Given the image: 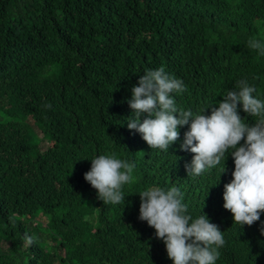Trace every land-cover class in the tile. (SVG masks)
Instances as JSON below:
<instances>
[{
	"label": "trees",
	"instance_id": "16d2710c",
	"mask_svg": "<svg viewBox=\"0 0 264 264\" xmlns=\"http://www.w3.org/2000/svg\"><path fill=\"white\" fill-rule=\"evenodd\" d=\"M253 38L264 44V0H0V264H172L138 219L148 187L179 188L188 214L218 225L216 264H264V213L240 228L223 208L231 155L221 174L223 162L187 175V125L168 151L127 127L132 87L161 66L186 86L172 94L178 109L199 113L241 79L264 100ZM113 153L135 164L117 205L83 178Z\"/></svg>",
	"mask_w": 264,
	"mask_h": 264
},
{
	"label": "clouds",
	"instance_id": "9594fccd",
	"mask_svg": "<svg viewBox=\"0 0 264 264\" xmlns=\"http://www.w3.org/2000/svg\"><path fill=\"white\" fill-rule=\"evenodd\" d=\"M248 47L264 56V44L259 40L250 39ZM235 87L237 90L227 91L218 103L194 114L178 109L172 96L186 91L182 80L167 74L163 66L146 70L139 77L138 86L131 89L128 105L132 115L127 127L140 133L151 149L168 151L180 138L178 127L187 125L180 145L181 150L193 154L185 165L187 175L199 176L223 162L221 174L226 171L225 161L230 154L234 170L231 181L224 185L223 208L242 228L252 226L264 213V100L253 95L256 89L246 79L237 81ZM238 104L247 116L256 118L254 123L245 122ZM207 109L209 115L204 114ZM90 161V170L83 178L96 190L97 198L113 205L125 201L124 186L136 182L135 164L117 158L115 153ZM138 194V219L155 230V237L163 241L172 264H216L219 249L225 244L223 232L205 214L196 218L188 214L179 188L148 187ZM24 240L31 246L35 237L26 234Z\"/></svg>",
	"mask_w": 264,
	"mask_h": 264
}]
</instances>
